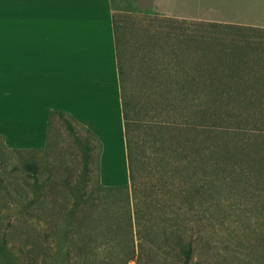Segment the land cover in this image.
<instances>
[{"label":"rangeland","instance_id":"obj_1","mask_svg":"<svg viewBox=\"0 0 264 264\" xmlns=\"http://www.w3.org/2000/svg\"><path fill=\"white\" fill-rule=\"evenodd\" d=\"M113 3L119 8L115 17L124 94L140 178L153 188L159 187L160 191L152 194L160 198L157 207L172 210L167 217L195 241L196 258L201 264H233L235 253L247 256L249 247L256 242L254 229L264 227V207L260 205L264 186L249 185L245 178L233 182L229 179L221 189L219 205L213 200L200 202L186 195V173L199 169L191 157L197 147L194 140L201 136L200 127L195 124L207 126L215 118L199 115L188 99L177 98L174 93L163 96L156 90L176 80L158 77L156 66L175 72L182 64L173 54H165L160 62L154 59L150 26L145 18L148 12L142 11L258 24L257 21H264V11L257 9L264 8V0H113ZM246 4L249 10L242 9ZM189 65L191 69L196 63ZM244 73L248 80L251 71ZM256 84L257 95L241 93L240 103L233 108H224L225 112L216 109L220 115L224 113V124L239 129L235 135L230 127L225 128L229 129L226 137L231 134L238 139L239 132L264 129V110L255 109L264 102V67L255 87ZM245 87H250L249 81ZM176 136L180 138L176 140ZM161 138H166V142ZM87 139L94 145L89 158L85 154ZM208 144H212L211 140ZM99 184L98 143L80 126L72 132L65 116L53 117L47 144L42 148L9 147L0 134V264H166L157 247L160 242L148 241L142 250L136 242L135 256L127 259L131 253L127 241L117 239L116 233L112 234L116 236L114 239L106 238L111 234L105 226L83 214L88 205L82 198L72 206L79 194L90 190L96 191L90 196L94 203L100 202L101 197L112 200L117 196L97 192ZM173 187L178 191L172 192ZM64 204L65 211L75 209L77 221L72 222L66 216V221L54 222V214ZM111 206L120 208L115 202ZM94 215L98 213L92 212L90 218ZM208 245L213 248V255L207 250Z\"/></svg>","mask_w":264,"mask_h":264},{"label":"trees","instance_id":"obj_2","mask_svg":"<svg viewBox=\"0 0 264 264\" xmlns=\"http://www.w3.org/2000/svg\"><path fill=\"white\" fill-rule=\"evenodd\" d=\"M145 18L150 26L148 33L154 59L160 62L164 60L165 54H173L176 56L174 59L182 64L180 68L174 70L175 72L164 66H156L155 72L158 77L167 79L176 77V80H170L167 85L156 90L163 96L174 93L177 98L190 100L194 103L195 111L201 116L205 114L211 115L212 119H216V117L221 119L220 121L214 119L207 126L198 125L195 122L197 128L200 127L201 136L194 140L197 147L191 157L199 169L196 170L197 172H191L189 169L186 173L185 180L188 184L185 188L186 195H190L191 198L194 196L200 202L213 200L219 205L221 189L226 186L225 183L229 179L230 182H233L235 179L245 178L247 182L251 183H248L249 185L264 186V129H254L248 133L239 132L238 139H234L231 134L230 137H226L225 134L229 129L225 131V128L230 127L235 135L238 134L235 130L239 131V129L230 123L229 125L228 123L224 124L226 118L224 113L220 115L216 110L222 108L225 112L224 108L236 106L242 99H240L241 93H244L245 96L251 95V93L258 94V86L256 84V90L255 82H257L260 70L264 67V27L156 14H147ZM114 24L118 27L117 21H114ZM118 54L126 120L130 182L103 185L99 180L97 192L102 190L117 196L112 200L101 197L100 202L94 203L90 200V196L96 191L90 190L79 194V198L71 204L72 206L79 204V199L82 198L81 201L83 200L88 205L83 208V214L92 221L94 219L97 224L105 226V229L111 234L106 238L114 239L116 236L113 235L116 233L118 234L117 239L127 241L129 243L126 245L127 249H131L127 259L135 256L136 242L142 250L149 244L148 241H152L160 242L157 247L161 249L160 254L166 264H201V261L196 258L198 247L195 241L192 237H187L183 233L184 231L170 220L171 217H167L172 210L163 211L157 207L161 203L160 198L152 194L158 193L159 187L153 188L151 184L142 180L138 173L128 126L120 40ZM189 62L196 63L195 67L191 68L192 70L189 67ZM246 70L251 71L248 80L245 79L244 71ZM247 81L250 82L249 88L245 87ZM174 85L176 88H173ZM255 109L264 110V102H260ZM55 115L65 116L67 126L72 132L75 131L76 126H80L93 136L98 143V158L100 157V139L90 128L78 122L64 110H51L48 136L49 126ZM174 138L177 140L180 137ZM174 138H170V141H173ZM161 139L164 142L167 140L166 138ZM209 140H211V145L208 144ZM185 141L182 140V142ZM205 144H207L206 147ZM93 148L94 145L90 144L87 139L85 144L87 158L91 156L90 151ZM171 151L175 154L173 149ZM171 190L172 192L178 191L177 187H173ZM114 202L120 208L112 207L111 204L113 205ZM260 202V205L262 204L264 207V197ZM151 206L153 207L151 208ZM64 208H67L66 204L59 208L58 213L54 214V222L60 223L63 219L66 221L67 218L72 222L77 221L75 209L65 211ZM92 212L98 213V215L90 218ZM66 216L68 217L66 218ZM46 218L49 219V216ZM253 238L256 242H253L249 247L247 256L235 253L233 264H264V227L260 230L255 228ZM207 250L213 255V248L210 245Z\"/></svg>","mask_w":264,"mask_h":264},{"label":"crops","instance_id":"obj_3","mask_svg":"<svg viewBox=\"0 0 264 264\" xmlns=\"http://www.w3.org/2000/svg\"><path fill=\"white\" fill-rule=\"evenodd\" d=\"M247 5L242 9L249 10ZM118 9L113 0H0V134L5 143L45 147L51 110H64L100 139L103 185L130 181L114 24ZM257 22L252 25L264 27V21Z\"/></svg>","mask_w":264,"mask_h":264}]
</instances>
